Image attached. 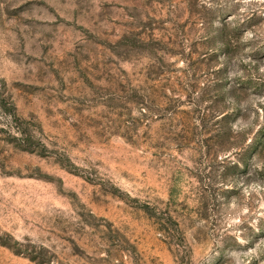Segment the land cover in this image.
I'll list each match as a JSON object with an SVG mask.
<instances>
[{
	"label": "rangeland",
	"instance_id": "374dc122",
	"mask_svg": "<svg viewBox=\"0 0 264 264\" xmlns=\"http://www.w3.org/2000/svg\"><path fill=\"white\" fill-rule=\"evenodd\" d=\"M0 264H264V0H0Z\"/></svg>",
	"mask_w": 264,
	"mask_h": 264
}]
</instances>
